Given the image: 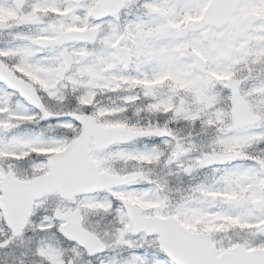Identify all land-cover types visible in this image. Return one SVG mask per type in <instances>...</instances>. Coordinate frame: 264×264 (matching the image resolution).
I'll list each match as a JSON object with an SVG mask.
<instances>
[{
    "label": "snow or ice",
    "instance_id": "snow-or-ice-1",
    "mask_svg": "<svg viewBox=\"0 0 264 264\" xmlns=\"http://www.w3.org/2000/svg\"><path fill=\"white\" fill-rule=\"evenodd\" d=\"M0 264H264V0H0Z\"/></svg>",
    "mask_w": 264,
    "mask_h": 264
}]
</instances>
